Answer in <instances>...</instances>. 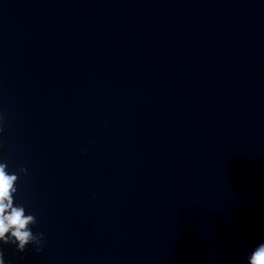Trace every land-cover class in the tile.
<instances>
[{
	"label": "clouds",
	"instance_id": "9594fccd",
	"mask_svg": "<svg viewBox=\"0 0 264 264\" xmlns=\"http://www.w3.org/2000/svg\"><path fill=\"white\" fill-rule=\"evenodd\" d=\"M6 167V164L0 163V244H13L18 252H24L30 243L39 246L42 234L34 235L28 228L29 223H36L33 215L25 216L22 207H12L11 193L13 184L18 177L16 173L9 174L6 172ZM21 171L26 174L25 169H21ZM9 208H11V212L6 214ZM10 230L11 235H6ZM39 250L37 247V251ZM0 264H5L2 250H0ZM248 264H264V242L258 244L250 254Z\"/></svg>",
	"mask_w": 264,
	"mask_h": 264
}]
</instances>
